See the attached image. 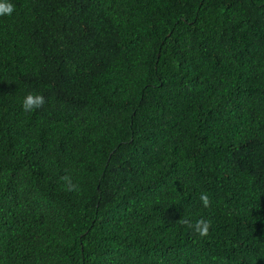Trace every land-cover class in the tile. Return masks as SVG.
Segmentation results:
<instances>
[{
	"label": "trees",
	"instance_id": "obj_1",
	"mask_svg": "<svg viewBox=\"0 0 264 264\" xmlns=\"http://www.w3.org/2000/svg\"><path fill=\"white\" fill-rule=\"evenodd\" d=\"M8 2L0 264H264V0Z\"/></svg>",
	"mask_w": 264,
	"mask_h": 264
},
{
	"label": "clouds",
	"instance_id": "obj_2",
	"mask_svg": "<svg viewBox=\"0 0 264 264\" xmlns=\"http://www.w3.org/2000/svg\"><path fill=\"white\" fill-rule=\"evenodd\" d=\"M13 11L14 6L9 3L8 0H0V16L5 14L11 15ZM45 103L46 100L44 95L38 93H28L22 100V109L26 113L32 112L42 108ZM60 179L64 182V189L66 191H78V185L72 182V179L69 175H64ZM198 199L204 208L211 206L210 197L206 192H201ZM179 223L201 238L207 237L211 228L210 220L202 217L192 220L183 216V218L179 220Z\"/></svg>",
	"mask_w": 264,
	"mask_h": 264
}]
</instances>
